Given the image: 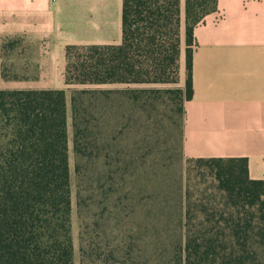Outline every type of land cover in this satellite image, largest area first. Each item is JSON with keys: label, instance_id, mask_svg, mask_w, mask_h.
<instances>
[{"label": "trees", "instance_id": "1", "mask_svg": "<svg viewBox=\"0 0 264 264\" xmlns=\"http://www.w3.org/2000/svg\"><path fill=\"white\" fill-rule=\"evenodd\" d=\"M216 8L185 0L182 21L180 0H123L119 45L66 47L67 89L0 90V264L74 263L68 101L80 264H141L144 232L163 247L147 264H264V181L250 179L245 158L182 154L193 30ZM157 84L176 87H144ZM98 85L130 87L72 88ZM161 94L174 96L180 118L179 176L159 166L141 119L142 138L118 142L128 113L139 117ZM199 177L212 187L192 183Z\"/></svg>", "mask_w": 264, "mask_h": 264}, {"label": "crops", "instance_id": "2", "mask_svg": "<svg viewBox=\"0 0 264 264\" xmlns=\"http://www.w3.org/2000/svg\"><path fill=\"white\" fill-rule=\"evenodd\" d=\"M122 1L0 0V90L67 89L66 47L119 45ZM193 41L183 156L245 158L250 179L264 181V0H217ZM14 43L23 54L7 66Z\"/></svg>", "mask_w": 264, "mask_h": 264}, {"label": "rangeland", "instance_id": "3", "mask_svg": "<svg viewBox=\"0 0 264 264\" xmlns=\"http://www.w3.org/2000/svg\"><path fill=\"white\" fill-rule=\"evenodd\" d=\"M24 49L22 45L14 43L12 49H10L6 54V65L15 66L19 63V55L23 53L20 52ZM28 51V48L26 49ZM28 53V52H26ZM182 81L185 79V75L182 74ZM130 87L127 85H98V86H72L74 89H120ZM133 87V86H131ZM153 87L158 89H172L176 85H153L144 86ZM71 92L68 93V100ZM174 96L169 94H161L152 99V103L146 106L145 111L138 114L139 117H134L130 113L120 122L123 127L118 132V142L120 147L124 149V146L132 145L134 142L142 138L139 135L138 126H134L133 122L141 119L140 125H143V133L146 135V140L149 143L148 149L154 151L155 156L158 159L159 166L165 165L168 168L170 175L179 176L183 173L184 169V157L179 150V125L180 118L175 110V103L173 101ZM67 135H68V155L69 164L71 170V235L74 244V263L80 264L79 255V234H80V221L78 220L77 206H76V179L74 174V156L72 152V130H71V112L70 104L68 101L67 105ZM119 129V128H118ZM200 183L199 188H211L212 181L208 177H199L198 179H192V183ZM145 236L146 243H138L139 246L136 247L137 253L135 255V261L147 264L148 259L153 257L154 249L160 251L163 247H155L149 242V235L143 233ZM148 242V243H147Z\"/></svg>", "mask_w": 264, "mask_h": 264}]
</instances>
